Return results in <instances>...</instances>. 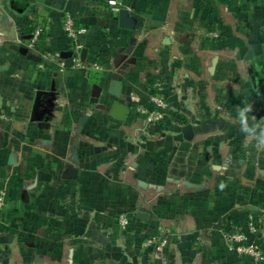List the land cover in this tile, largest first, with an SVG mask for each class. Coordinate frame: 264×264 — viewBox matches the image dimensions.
Segmentation results:
<instances>
[{"label":"rangeland","instance_id":"1","mask_svg":"<svg viewBox=\"0 0 264 264\" xmlns=\"http://www.w3.org/2000/svg\"><path fill=\"white\" fill-rule=\"evenodd\" d=\"M10 3L0 0V20H9V32L0 26L3 264H264V109L239 101L226 108L221 97L210 109L234 151L235 166L219 177L228 183L212 189L222 204L219 218L180 234L175 221L161 215L176 203L146 202L142 185L117 182L116 160L101 159L105 150L118 148L111 135H101L102 127L114 131L106 123L112 121L109 102L99 107L93 101L98 96L91 95L65 106L50 97L42 115H32L40 91L36 80L51 70H38L40 51L28 47L34 24L43 27L32 2ZM154 105L145 107L151 122L135 106L129 109L130 122L121 127L125 137L140 145L142 137L161 135L167 108ZM236 234H244L248 246L259 240L258 258L235 251Z\"/></svg>","mask_w":264,"mask_h":264},{"label":"crops","instance_id":"2","mask_svg":"<svg viewBox=\"0 0 264 264\" xmlns=\"http://www.w3.org/2000/svg\"><path fill=\"white\" fill-rule=\"evenodd\" d=\"M15 1L33 3L46 46L61 53L68 49L62 19L71 15L85 29V62L101 65L95 78L85 80L61 57L67 69L39 76L40 91L65 106L97 95L93 101L99 107L119 102L130 109L159 102L167 108L161 135L142 137L140 145L121 129L130 122L129 111L124 121L109 114L112 121L106 123L114 131L102 127L101 135H111L118 148L104 149L101 159L116 160L117 182L142 185L150 204L162 198L163 206L176 203L161 215L173 219L180 234L195 233L202 220L218 219L222 204L212 189L219 181L228 183L219 177L235 166V154L225 144L227 137L219 135L223 127L210 109L226 96L264 109V95L251 81V76L264 78V0H114L121 4L117 12L109 0ZM0 26L9 32V20L1 19ZM114 82L120 83L117 98L111 94Z\"/></svg>","mask_w":264,"mask_h":264},{"label":"built area","instance_id":"3","mask_svg":"<svg viewBox=\"0 0 264 264\" xmlns=\"http://www.w3.org/2000/svg\"><path fill=\"white\" fill-rule=\"evenodd\" d=\"M108 5L109 7H111L112 11L117 12L121 4L114 0H109ZM62 31L67 39L68 51L71 52V55L68 58L71 68H75L96 77V74L101 71L100 63L97 60H93L90 64H87L85 61H81L80 58L81 50L84 48L82 38L85 34V29L81 25H79L71 15L65 14L62 19ZM30 34L31 37L28 42V47L30 49L40 51L39 63L36 65L38 70L47 71L48 68H57L62 72L67 69L64 62L61 61V52L52 50L46 46L45 33L40 26L34 24V27L32 28ZM212 37L217 38L218 34L214 33ZM155 104L159 108L163 107V105L159 102H155ZM134 109L137 114L144 115V117L147 118L148 122H151L153 120L152 116L148 115L145 107L135 106ZM249 232L251 234H254L255 229L249 228ZM231 241L237 243V245L234 246L237 253L242 255L248 254L255 258L259 257V255L255 251L256 248L254 247V245L252 244L248 246L245 243L246 237L244 234L232 235Z\"/></svg>","mask_w":264,"mask_h":264},{"label":"water","instance_id":"4","mask_svg":"<svg viewBox=\"0 0 264 264\" xmlns=\"http://www.w3.org/2000/svg\"><path fill=\"white\" fill-rule=\"evenodd\" d=\"M13 1V0H11ZM121 17H125V14L122 12L120 14ZM132 49V46H129L128 49L126 50V53L127 54H130V51ZM71 55L70 52H62L61 53V56L62 57H67L69 58ZM86 55H87V49L86 48H83L81 50V53H80V58H81V61H85L86 59ZM251 81H252V85H253V88L256 90V92L260 95H264V78L263 77H257V76H251ZM119 87H120V83L119 82H114L113 83V90L111 92V94L114 96V97H119ZM100 89H97V93H99ZM53 98V94L52 93H48V92H44V91H36V96H35V102H34V106H33V110H32V115H34L37 111V108L39 107L38 106V99H48V98ZM129 111V108L126 106V105H123L119 102H115L113 103L112 107H111V110H110V116L113 117L114 119L118 120V121H124L126 119V116H127V113ZM34 120V119H33ZM139 216H142L141 214H139L137 216V219H140ZM216 229H220L221 228V225L220 223L217 224L215 226ZM260 244L259 240H256L254 245L258 246Z\"/></svg>","mask_w":264,"mask_h":264},{"label":"flooded vegetation","instance_id":"5","mask_svg":"<svg viewBox=\"0 0 264 264\" xmlns=\"http://www.w3.org/2000/svg\"><path fill=\"white\" fill-rule=\"evenodd\" d=\"M45 105H46V100L45 99H38V108H37V111H36V115H37V117L38 116H41L42 115V113H43V108L45 107Z\"/></svg>","mask_w":264,"mask_h":264},{"label":"trees","instance_id":"6","mask_svg":"<svg viewBox=\"0 0 264 264\" xmlns=\"http://www.w3.org/2000/svg\"><path fill=\"white\" fill-rule=\"evenodd\" d=\"M222 102H223V106H225L226 108L229 107L230 105L236 104V100L229 96L223 97Z\"/></svg>","mask_w":264,"mask_h":264}]
</instances>
